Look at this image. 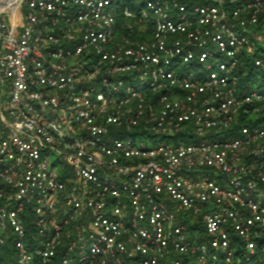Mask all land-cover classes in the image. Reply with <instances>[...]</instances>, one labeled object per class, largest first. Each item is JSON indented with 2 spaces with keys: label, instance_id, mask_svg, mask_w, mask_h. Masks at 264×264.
I'll return each instance as SVG.
<instances>
[{
  "label": "built area",
  "instance_id": "built-area-1",
  "mask_svg": "<svg viewBox=\"0 0 264 264\" xmlns=\"http://www.w3.org/2000/svg\"><path fill=\"white\" fill-rule=\"evenodd\" d=\"M261 23L264 0H0V245L17 264L230 262L229 230L254 253L264 128L241 119L264 83L238 71L264 73Z\"/></svg>",
  "mask_w": 264,
  "mask_h": 264
},
{
  "label": "trees",
  "instance_id": "trees-1",
  "mask_svg": "<svg viewBox=\"0 0 264 264\" xmlns=\"http://www.w3.org/2000/svg\"><path fill=\"white\" fill-rule=\"evenodd\" d=\"M185 4H188V6L197 5V4H206L207 0H183ZM260 29H264V23H261L259 25ZM244 64H242L239 68V73L241 76V83L240 86H246L250 82H252L255 78V75H260L261 79L258 80L255 78L256 83L262 82L264 83V73L259 70L252 62V59H244ZM241 122L251 126V128L254 129H262L264 128V111L256 116V117H249V119H241ZM27 228L30 230L31 233H33L32 227L28 225V222H26ZM189 228L191 231L195 230V227H198V225H194L191 223H188ZM202 226L200 225V233L202 234L204 230H201ZM231 235V241H232V249L234 250V256L230 262H227L225 257L223 255L219 256V259L217 264H264V237L258 240L257 249L254 253H249L245 249L244 242L235 236L233 233L234 231L229 230ZM201 239L206 242L207 238L205 236H201ZM201 240V241H202ZM192 259H189L188 264H194ZM0 264H17V254L15 251V243L13 239H9L5 244L0 245ZM162 264H167L166 261Z\"/></svg>",
  "mask_w": 264,
  "mask_h": 264
},
{
  "label": "rangeland",
  "instance_id": "rangeland-1",
  "mask_svg": "<svg viewBox=\"0 0 264 264\" xmlns=\"http://www.w3.org/2000/svg\"><path fill=\"white\" fill-rule=\"evenodd\" d=\"M203 71L204 70L201 69L199 72L202 73ZM255 78L260 80L261 76L256 74ZM255 78L248 85L257 88L258 86H261V85L259 84V82L256 83ZM134 85H137V84H134ZM261 88H264V85L261 86ZM135 140L138 141L139 144L141 142L145 143L148 148H154V147H158L160 145L168 143V139H165L162 137H153V136L135 137ZM200 207L203 208V206H200ZM185 216H188V219L190 220V218L194 215L193 213H189V214H186Z\"/></svg>",
  "mask_w": 264,
  "mask_h": 264
}]
</instances>
